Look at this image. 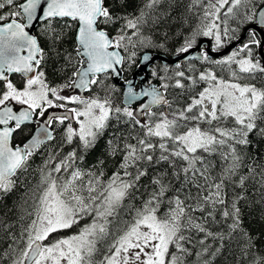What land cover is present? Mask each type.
Instances as JSON below:
<instances>
[{
	"label": "snow or ice",
	"instance_id": "1",
	"mask_svg": "<svg viewBox=\"0 0 264 264\" xmlns=\"http://www.w3.org/2000/svg\"><path fill=\"white\" fill-rule=\"evenodd\" d=\"M164 2L172 7L176 0H143L134 12L127 11L128 0H0V10L12 9L0 14V202L19 191L9 210L14 218L0 213V264H187L192 250L186 245L193 243V232L203 234L201 246L209 238L223 241L239 233L241 255L252 257L249 264H264V254L253 251L256 237L243 229L240 207L249 180L259 194V201L249 203L264 205V156L247 152L253 135L264 140V87L238 82L240 74H264V65L251 58L250 45L260 44L257 28H250L248 42L223 59L211 60L203 49L195 57L227 66L232 79L218 77L211 68L194 76L181 70V63L175 69L165 64L151 70L162 81L159 88L149 84L134 91L127 81L126 102L113 106L115 88L107 85L108 76H119L118 66L136 63L134 49H143L140 63L150 65L154 57L149 50L165 48L142 31L149 21L165 19L166 14L157 13ZM197 7L203 9L199 23L175 50L189 61L200 37H212L214 50L236 39L229 20L264 26V0H190L188 11ZM37 25L39 32L33 34ZM70 31L75 32V56L64 47ZM49 64L54 73L75 70L67 83L53 87L47 80ZM188 67L195 71L194 65ZM14 73L22 75V86L9 78ZM200 82L207 86L195 92ZM94 86L105 92L103 98L61 94L63 88L91 91ZM170 87L182 90L186 100L170 101ZM140 97H147L146 102L133 108L131 102ZM13 101L21 108L14 110ZM51 108L64 113L47 115L31 127L34 115L43 117ZM113 118L126 131L114 127ZM66 121L57 143L55 126ZM110 127L114 130L103 158L88 163L87 156ZM17 134L19 144L13 142ZM42 151V163L33 170L39 179L30 185L27 173ZM117 156L108 176V158ZM229 184L245 189L230 205ZM136 199L139 206L125 203ZM125 207L130 219L114 229ZM229 219L227 233L211 230ZM74 227L78 231L53 239ZM102 243L107 250L100 256ZM208 251L202 247L196 256Z\"/></svg>",
	"mask_w": 264,
	"mask_h": 264
},
{
	"label": "trees",
	"instance_id": "2",
	"mask_svg": "<svg viewBox=\"0 0 264 264\" xmlns=\"http://www.w3.org/2000/svg\"><path fill=\"white\" fill-rule=\"evenodd\" d=\"M17 2H20V0H17ZM109 3L112 2V0H108ZM206 2V0H205ZM190 3V0H176L175 4L172 7H169V4L167 2H164L162 6H160L157 10V13L160 15L166 14L165 19H163L159 24H152L151 21H149L148 24L144 25L142 28V31L145 36H151L157 43H164L165 48H153L149 51L151 53H159L162 55H165L169 58H171L175 54V50L181 46L183 43V40L185 36L189 34L190 28L195 27L197 23H199V14L202 13V7L194 8L191 12L188 11V5ZM143 4V0H128L127 4V11L128 12H134L138 8H140ZM226 9V8H225ZM225 9H222V13L225 11ZM9 7H5V9L0 10V14L8 13L11 11ZM223 15H221V19H223ZM250 23H244L241 22L239 19L237 20H229V28L235 29V36L236 39L227 41L224 46H222L219 49H216V51L222 50L225 47H227L229 44L234 42L241 36L243 29ZM39 27L36 29L35 34L39 32ZM118 27V26H116ZM116 27H112L109 29L111 34H115ZM165 34H167V40H165ZM203 38L200 37L199 40ZM212 41V49L214 50V40L213 38H210ZM256 39L260 41V38L257 34ZM249 40V32L247 33L246 37L243 41L232 51H230L226 56L230 55L234 50H237L240 46H242L244 43L248 42ZM260 45V44H259ZM259 45H250L253 51L254 58L256 60L258 59L257 56V48ZM68 49V51L72 52L73 56H75V32L70 31L68 37H67V43L64 45ZM133 49H130L132 51ZM137 52L136 57V63L132 66H130L128 63H125L122 65V81H128L133 77V74L136 70V68L139 65V61L141 58V54L144 51L143 49H134ZM123 55L127 56L128 53H125L121 50ZM224 58V57H223ZM211 60H219L216 58H210ZM222 59V58H220ZM260 61V60H259ZM261 62V61H260ZM183 65L181 70H184L187 75H194L198 76L200 72L205 71L206 69L211 68L215 74L218 77L227 78L230 76L229 70L227 66H221V65H213L209 62L201 61L198 59L188 61L186 63H181ZM192 64L195 66V71H192L189 69L188 65ZM165 64L161 61H155L149 69V82L154 83L158 88L162 81L159 78H154L151 75L152 68H158L162 69ZM169 68L175 69V65L167 64ZM83 65L75 64V67H82ZM232 68L236 69V65H232ZM47 80L50 83L51 86L55 87L57 85H63L68 82V79L71 75V71L75 70V68H70L67 73H61V72H55L52 69L51 64L47 66ZM172 73L169 72L168 75H171ZM160 76H164L165 73L163 71H160ZM104 79V77H101ZM243 80H247L249 83H254L258 87H264V74H256L255 78L247 77L246 74L243 76ZM168 83H174V81H165ZM106 83L109 86H114L115 90L111 93V99L113 106H123V89L115 85L112 81V75L110 74L108 78L106 79ZM188 81H185V84H188ZM207 86L205 82H200L194 89L195 92H198L202 87ZM3 87V84L0 83V88ZM69 88H63L61 92L67 91ZM182 90L172 88L170 87L166 93L167 98L172 101L176 100L177 102H182L186 100V96L181 94ZM93 95H99L101 98L105 96V92L98 87L94 86L91 91H85V97H91ZM68 107H77L78 105L75 104H68ZM176 106L175 104L173 105ZM133 107V106H132ZM134 108V107H133ZM143 119H146L144 117ZM67 121L64 125H56V142L58 143L61 137V133L63 132L64 128L67 126ZM111 124L114 127H118L120 131H126V128L123 124L117 125V122L115 118L112 119ZM264 126V125H262ZM33 127V125H31ZM113 127H110L107 132L105 133L104 137L100 140L99 144L95 148V150L87 156V162L92 163L96 158L100 157L103 158L104 148H105V142L107 139H109L110 134L113 132ZM250 139H252L251 146L247 149V152L251 155H261L264 156V140H261L259 137H256L253 135ZM14 143L19 144L20 143V137H17L14 141ZM76 145L73 144L72 146H65L63 149L64 153H67L71 150L72 147H75ZM45 155V153L42 151L41 154L35 155L32 160L31 168L29 169V172L27 173V181L30 185H35L39 179L38 173H35L33 170L37 168L39 164L42 163V158ZM120 159L119 156L115 158H108V163L106 165V174L108 176L111 175V173L115 170V162H118ZM246 171V169H245ZM151 175V173H150ZM143 184L148 183V179L145 178L142 181ZM150 190V189H149ZM141 192H143V189H141ZM225 192L227 194V201L229 205L231 204L232 199L235 195L240 194L242 192H245V189H241L239 187H235L231 184L227 185L225 188ZM172 193H169L171 195ZM246 195L247 200L240 202V207L242 209V224L243 229L247 232L251 233L254 237H256V248L253 249L254 252H257L259 254H264V205H261L260 203H249V201H259V194L256 192L255 188L253 187V182L251 180L248 181L246 185ZM137 196H139V193H137ZM19 197V191L12 193L11 195L5 197L2 202H0V213L8 212L9 216L14 218V213L9 211L12 209L13 204L17 201ZM146 198V196H145ZM126 205L129 203H135L136 206H139L141 201L140 199H136L134 201H126ZM166 207V206H165ZM196 215H200L199 213H196ZM130 219V215L128 213L127 208H123L119 211V215L117 218H115V222L113 225V228L115 229L117 226L120 225L122 221H126ZM217 219H220V216L217 215ZM231 223V220H223L218 225L212 226L213 232H224L227 233L228 228L227 225ZM19 228L17 227V231ZM78 231L76 227L72 228L71 230H63L60 233L53 236V239L59 238L60 236H68L73 234L74 232ZM193 237V243L191 245H186L187 247L191 248L192 254L187 258V264H249L251 260V256L245 257L241 255L240 251V234L236 233L233 237L229 238L227 235L225 236V239L223 241L220 240H213L212 238H209L206 241V244L204 246H201L198 241L203 238V234L200 233H191ZM110 243V240L108 241ZM6 246V245H5ZM208 247L209 251L207 253H204L202 257H197L196 252L201 251L202 247ZM100 256L103 255V253L107 250V244L102 243L100 246ZM217 248H220V252L216 254L215 256L212 255L216 251ZM100 256L97 258L99 259Z\"/></svg>",
	"mask_w": 264,
	"mask_h": 264
},
{
	"label": "water",
	"instance_id": "3",
	"mask_svg": "<svg viewBox=\"0 0 264 264\" xmlns=\"http://www.w3.org/2000/svg\"><path fill=\"white\" fill-rule=\"evenodd\" d=\"M39 25H37L35 28L32 29V33L35 34L36 29L38 28ZM257 28V34L260 38V45L257 48V56L258 59L261 61V64L264 65V31H260L261 28H264V26H260V25H255V24H248L244 29L243 32L241 34V36H239V38L237 40H235L234 42H232L231 44H229L227 47H225L222 50L216 51L212 49V41L210 38L207 37H203L199 40V44L197 47H195L193 50H190L189 55H191L193 57L192 60H195V57L198 56L199 52L201 49H203L204 51L207 52V54L209 55L210 58H216V59H220L225 57L230 51H232L233 49H235L240 43L241 41L244 40V38L246 37L247 33L249 32L250 28ZM151 53V52H150ZM26 54V53H23ZM121 54L123 55V53L121 52ZM151 55L154 57L152 63L150 65H142L139 61V65L136 68L133 77L131 79H129L128 81L132 82V87L134 89V91H140L142 88L144 87H148L149 84H151L152 86H156L154 83H150L148 78H149V69L150 66L155 62V61H161L164 64H170V65H175L176 63H186L189 60H186L184 55H180L179 57L176 56V54H174L171 58L159 54V53H151ZM86 66V65H83ZM119 70H120V75L119 76H115L112 75V81L115 85L120 86L123 89V104L126 102V91H127V87L128 84L126 83L127 81H122V66H118ZM14 74H19V73H14ZM8 75H12V74H8ZM139 78V80H137ZM139 81V82H138ZM138 84V88H136ZM157 87V86H156ZM71 93L73 92H78L79 95L84 96L85 97V91L86 90H82V89H68ZM67 90V91H68ZM147 97H140L138 101H132L131 102V106H135L134 108H139L140 103H144L146 102ZM13 105V104H12ZM14 106V105H13ZM155 107V106H154ZM15 108V107H14ZM15 110V109H14ZM18 110V109H17ZM63 114L64 110H53V111H48V113L46 114L45 118L42 120H39L38 118H34L32 123H35L36 126L39 125L40 123H43L44 120L47 119V115H51V114ZM72 122V121H71Z\"/></svg>",
	"mask_w": 264,
	"mask_h": 264
},
{
	"label": "rangeland",
	"instance_id": "4",
	"mask_svg": "<svg viewBox=\"0 0 264 264\" xmlns=\"http://www.w3.org/2000/svg\"><path fill=\"white\" fill-rule=\"evenodd\" d=\"M225 11H226V9H225ZM207 38H212V37H207ZM251 51H252V48H251ZM247 55V53L245 52V53H241V56H246ZM251 58L253 59V60H256L255 58H254V55H253V51H252V56H251ZM223 59V58H222ZM261 63V62H260ZM234 69V68H233ZM229 74H230V72H229ZM240 76H241V79L238 81V82H240V83H249L247 80H243V76H244V74H240ZM225 80H230V79H232V77H231V75L230 76H228L227 78H224ZM252 83V82H251ZM254 84V83H253ZM257 86V85H256ZM205 87V86H204ZM258 87V86H257ZM203 88V87H202ZM202 88L200 89V90H202ZM199 90V91H200ZM61 94L62 95H77L78 94V92H73V93H71L69 90L68 91H63V92H61ZM13 105H14V107H16L17 109L18 108H20L21 106L20 105H17L14 101L13 102H11ZM69 108H72V107H69ZM53 110H64V109H58V108H51V109H47L46 110V114L48 113V111H53ZM46 116V115H45ZM45 116H43V117H39L38 119L39 120H42V119H44L45 118ZM72 123H73V126L75 127L76 126V124H75V121H72Z\"/></svg>",
	"mask_w": 264,
	"mask_h": 264
},
{
	"label": "flooded vegetation",
	"instance_id": "5",
	"mask_svg": "<svg viewBox=\"0 0 264 264\" xmlns=\"http://www.w3.org/2000/svg\"><path fill=\"white\" fill-rule=\"evenodd\" d=\"M9 78L12 79V81H13L14 83H16L18 86H22V85H21V81H22L23 77H22L21 74H12V75H9ZM137 80H139V78H138ZM148 80H149V78H148ZM138 82H139V81H138ZM136 88H138V84H137ZM134 107H135V106H134ZM20 108H21V107H20ZM14 109L17 110L16 107H15ZM18 109H19V108H18ZM34 118H37V116L34 115ZM67 122H68V121H67ZM31 125H33V127H36V124H35V123H32ZM17 137H19V134H17Z\"/></svg>",
	"mask_w": 264,
	"mask_h": 264
}]
</instances>
